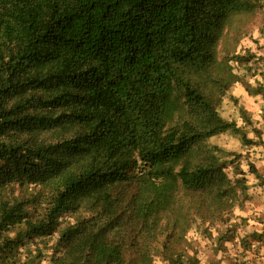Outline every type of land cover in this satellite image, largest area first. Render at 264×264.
Masks as SVG:
<instances>
[{"label":"trees","instance_id":"16d2710c","mask_svg":"<svg viewBox=\"0 0 264 264\" xmlns=\"http://www.w3.org/2000/svg\"><path fill=\"white\" fill-rule=\"evenodd\" d=\"M263 11L0 0V264H201L193 225L227 224L248 187L209 145L250 143L217 109L238 82L219 48Z\"/></svg>","mask_w":264,"mask_h":264},{"label":"rangeland","instance_id":"374dc122","mask_svg":"<svg viewBox=\"0 0 264 264\" xmlns=\"http://www.w3.org/2000/svg\"><path fill=\"white\" fill-rule=\"evenodd\" d=\"M231 52L244 60H233ZM219 60L229 61L230 71L238 82L223 98L218 112L226 121L234 123L250 143L246 145L242 135L232 130L209 140V145L223 150L222 159L229 162L236 158L235 164L228 166L229 175L233 179L243 176L248 186L239 199L240 206L230 213L227 224L198 220L187 236L188 248L194 250L193 253L196 251L202 263L204 256L212 258L211 264L220 262L216 257L223 256H227L226 262H234L230 252L246 254L243 250L248 249L242 238H250L252 233H264V11L253 18L248 33L238 44L229 39L221 45ZM250 165L262 179L250 172ZM222 236L227 239L219 242ZM255 245V255L260 257L261 246ZM191 250L189 253L193 254ZM157 262L160 264L161 259Z\"/></svg>","mask_w":264,"mask_h":264},{"label":"crops","instance_id":"0c3cea01","mask_svg":"<svg viewBox=\"0 0 264 264\" xmlns=\"http://www.w3.org/2000/svg\"><path fill=\"white\" fill-rule=\"evenodd\" d=\"M260 234V233H259ZM250 238H247V240H249L250 244H252V250H251V247L247 250H243L244 252H246V254L244 253H235V252H230L231 253V256L230 258L234 259V262H226V257L227 256H223L222 258H218L216 257L217 259H220V262H215V264H238L239 261H241V264H264V233H262V236L261 238H255L253 239L252 236H249ZM258 244L259 246H261V252L259 253L260 254V257H257L255 255V247L256 245L255 244ZM257 249V248H256ZM244 254V255H243ZM213 256H214V253H213ZM212 256V257H213ZM204 259L203 260V263L201 261V258H199L201 264H211V259H208L206 258V256L203 257ZM222 260V261H221ZM243 261V262H242Z\"/></svg>","mask_w":264,"mask_h":264}]
</instances>
